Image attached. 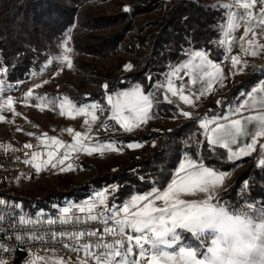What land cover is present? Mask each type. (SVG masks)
<instances>
[{
  "label": "snow or ice",
  "instance_id": "1",
  "mask_svg": "<svg viewBox=\"0 0 264 264\" xmlns=\"http://www.w3.org/2000/svg\"><path fill=\"white\" fill-rule=\"evenodd\" d=\"M235 6H239L242 11H232ZM257 6L258 14L254 15L253 10ZM215 8L221 11V23L225 24L228 33L239 28L240 22L244 23L245 30L240 37L243 51H247L243 49V43L251 44V36H255L257 31L264 32V0H230L224 5H216ZM124 11L129 9L125 7ZM228 33L221 29L217 36L222 53L231 51L230 46L228 49L223 48L224 41L220 38ZM69 38L66 34V39L61 41L65 53L72 51L67 47ZM260 47L264 48V45ZM251 55H258L255 47ZM189 57L182 65L175 67L170 76H179L182 69H200L209 77L208 90L212 88L213 80L223 77V69L208 58L205 52L196 50L190 53ZM59 59L67 61L69 69L73 68V62L67 54ZM230 59L233 69L240 71L239 54L230 56ZM197 60L200 61L199 64L194 63ZM209 67L215 69V75L207 71ZM131 68L132 65L125 66V70ZM191 82L196 81L193 79ZM258 83L259 86H254L250 92L241 93V100L235 106L228 107L226 114L206 117L199 121L198 127L203 130L210 150L217 147L227 149L229 161L257 153L258 138L264 137V82ZM102 87L109 88L107 84ZM185 91L183 83L174 87L172 80L168 79L167 92L173 96L179 95L180 99L188 104L189 96L185 95ZM258 93L261 95H257ZM203 94V91L199 95L193 92L196 99H200ZM32 95L30 90L25 99L31 98ZM163 99L172 103L167 95ZM37 100L52 98L44 96L37 97ZM106 103L107 109L98 102L77 107L64 99L59 104L60 115H65L64 109L67 105L78 115L87 116L90 111L92 122H95L97 112L103 115L106 110H110L109 119L114 120L125 132H131L133 128H138L152 118V110L155 107L154 93L142 89L139 84L114 95L106 94ZM217 103L220 104V101ZM3 104L12 108L13 98L8 96ZM247 111L255 114L245 115ZM180 114L183 117L191 116L189 112ZM2 119L3 116H0V120ZM84 123L88 125L90 122L85 120ZM88 132L91 133L90 128ZM74 136L78 141L76 144H62L59 139L48 138L49 143L41 145L45 151H32L31 159H25L23 163L31 165L37 174L49 168L68 172L75 170L73 163H66L71 159L72 152L83 151L92 155L94 152L103 153L109 149L123 150L117 148L114 141L91 146L84 142L90 139L89 135H84L83 141L79 139L82 133L75 132ZM244 138H250V142H245L234 150L233 146L239 145L240 140ZM127 146L137 148L140 145L130 143ZM23 147L32 149L33 145L25 144ZM59 148L69 151L61 154ZM259 149L261 159L258 164L264 168V143L259 144ZM28 155L29 153H25V156ZM41 156L46 158L37 163L38 157ZM169 177L164 185H154L142 193H131L120 203H117L115 198L109 203L110 193L105 189L97 193L95 199L90 202L70 203L59 209L56 218L45 217L43 211L29 216L21 204H13L0 198V226L6 227L5 222L12 224L13 228L18 224L25 229L38 224L43 226L45 222L48 226H66L57 231H52L50 227L51 234L47 239L53 245L62 246L64 250L74 254L77 260L72 264H264V202L257 204L255 201H248V211L237 210L226 203L219 195L226 187V173L205 166L202 161L187 152ZM112 191L116 192V189L113 188ZM74 209L82 215L76 214ZM3 236L4 234L0 233V239H3ZM27 238L41 242L46 239L38 233L31 235L30 231ZM14 239L23 242L19 235ZM11 251L10 247L0 244V264H9ZM50 251L56 254L58 248L52 247ZM69 261L71 257L67 261L53 260L51 264H69ZM26 264H33L32 259L26 257Z\"/></svg>",
  "mask_w": 264,
  "mask_h": 264
},
{
  "label": "rangeland",
  "instance_id": "2",
  "mask_svg": "<svg viewBox=\"0 0 264 264\" xmlns=\"http://www.w3.org/2000/svg\"><path fill=\"white\" fill-rule=\"evenodd\" d=\"M139 1L141 0H109L87 8L97 14L110 15L121 8L127 7L129 9L132 5L138 4ZM195 1L212 7L230 2V0ZM258 9L259 6L253 10L254 15L258 14ZM232 11L240 12L242 9L239 6H235ZM229 14L224 13V15ZM155 15L156 13L149 14L146 19L150 20L145 23L146 26L143 30L138 31L139 28H135L138 32L130 33V36L136 35L139 39L140 37H145V33L148 32L147 38H150L155 32L151 25ZM141 19H143V16H138L135 19V23H138ZM221 29L228 33L224 23L219 26V31ZM244 30L245 25L240 22L239 28L220 37L224 41L223 48L231 47V51L223 52L220 62L227 60L226 65L232 69V73L230 77L220 78L225 83L216 84L210 90L207 89L209 77L200 69L194 71L182 69L179 76H170V72L175 67L182 65L186 59L190 58L189 54L194 52L192 50H188L185 58L178 64H170L166 71L159 74L145 73L141 79H137L134 75H137L138 71H140V66H136V64L140 63V59L137 56L139 54L138 51L123 49L105 58H98L81 52L76 53L71 44L72 34L78 31L76 26L71 27L66 32L67 37H70L67 41V47L71 48L72 51L65 53L60 43L58 48H56V55L48 59L39 72L30 74L22 82L9 84L5 78V69L0 62V105H2L0 107V116H3V119L0 120V147L22 149L25 144H32L34 151H45V148L41 145L48 144V138L59 139L62 144H76L78 141L74 133L80 132L82 133L79 138L81 141H83L84 135L90 136L89 140L84 141L88 145L97 146L98 144L114 141L117 148L123 149L122 151L109 149L103 153L94 152L92 155H87L83 151L72 152L71 159L66 161V163H73L75 165L74 171L60 172L49 168L42 171L43 176L37 183H31L20 175L7 179L2 177L0 179V193L5 194L4 196L8 198L5 200L13 204L15 202L12 198L25 200L45 199V207H47V204L49 205V212L41 209V202H33L32 208L35 204L36 212L43 211L45 217L52 218H56L59 215V209L68 206L70 203L90 202L95 199L97 193L105 189L110 193L108 196L110 203L114 198L112 189L116 187L115 185L102 186L103 188L100 190H93L86 198L77 202L64 199L61 204L57 205L53 204V200L54 195L78 189V187L92 180L97 175L114 176L133 163H138L141 158H144L146 152L152 151L151 149L156 146L155 143L162 138V133L171 132L180 124L187 122H194V125L193 127H187L188 130L184 129L182 138L186 137L185 141H177V144L181 147L178 152L180 153L179 162L182 161L186 152L203 162L201 152L203 150L204 134L203 130L198 127L199 121L206 117L210 118L214 115L226 114L228 107L235 106L241 100V93L250 92L254 86H259L258 82H264V48L260 47L264 45V32L257 31L255 36H251V44L243 43V49H247V53H245L241 48V43H239ZM66 34L62 40L66 39ZM215 43L221 49L218 39H216ZM253 47H255V50L257 49L256 47L259 48L258 55L255 57L251 55ZM65 54L73 62L72 69L67 67V61L59 59ZM237 54H239L241 59V64L238 66L241 69L240 71H235L231 66L230 56ZM206 56L208 57L207 53ZM194 63L199 64L200 61L197 60ZM126 65H132V68L125 70ZM210 69H207V71L215 75V70ZM254 73H258L260 77L256 78L252 84L244 85L245 80ZM225 75L227 76V74ZM169 78L172 80L174 87H178L181 83L184 84L185 95L189 96L188 104H185L179 95L173 96L170 92H167ZM193 79H195V83L191 82ZM44 81H47V83H44ZM217 81L213 80L212 84ZM104 84H107L109 88L104 89L102 87ZM136 84H139L142 89H147L154 93L155 107L152 110V118L138 128H133L131 132H125L114 120L109 119L111 116L110 110H106L103 115L97 112V120L95 122H92L90 111L87 116L78 115L74 110L69 109L67 105H65L64 109L65 115H60L59 104L64 99H67L77 107L98 102L102 103L107 109L106 94L114 95L116 92L129 90ZM150 84L151 87H149ZM36 85L41 86L36 87ZM30 90L33 93L32 97L25 99ZM201 91L204 92L203 96L200 99H196L193 96V92L199 95ZM165 95L172 103L164 101L163 97ZM8 96L13 98L12 108H8L7 105L3 104V101ZM44 96L51 97L52 100H37V97ZM89 96L91 98L87 100ZM156 101H159V103H156ZM217 101H220V104ZM182 112H189L191 114L190 118L183 117L180 114ZM85 120L90 123L85 125ZM89 128L91 133L88 132ZM69 129H71V132H69ZM29 133L32 135L30 136ZM127 138L135 140L127 142ZM130 143H138L140 146L129 148L127 145ZM261 143H264V137L258 138L257 153L232 160L238 162L244 158H251L249 162L237 164L232 171L226 173V187H224L222 192L228 188L227 184L236 175L249 167L251 162L257 159L258 163L261 159L258 154L260 151L259 144ZM64 151L69 150L59 148L61 154ZM18 203L22 205V208L24 207L21 201ZM246 204L247 202H244L238 210L248 211ZM54 205L56 206L55 209L53 208ZM73 211H76L78 215H82L75 209ZM41 219L43 220L44 217H41ZM63 260L67 261L64 258ZM69 263L72 264V261H69Z\"/></svg>",
  "mask_w": 264,
  "mask_h": 264
},
{
  "label": "trees",
  "instance_id": "3",
  "mask_svg": "<svg viewBox=\"0 0 264 264\" xmlns=\"http://www.w3.org/2000/svg\"><path fill=\"white\" fill-rule=\"evenodd\" d=\"M107 1L0 0V62L5 69L6 81L17 84L30 74L39 72L44 63L56 55V48L73 26L78 28L71 38L76 53L105 58L123 49L138 51L140 63L136 66H140V71L134 75L137 79H141L145 73L159 74L166 71L170 64H178L183 60L188 50L203 51L216 63L222 60V50L215 43L223 19L219 9L195 0H141L127 12L121 8L110 15L97 14L87 8ZM153 13L156 15L151 25L155 32L151 31V37L147 38L148 32L139 39L136 35L130 36L136 31L135 28L143 30L145 23L150 20L146 17ZM138 16H143V19L135 23ZM258 77L260 75L254 73L245 80L244 85L252 84ZM193 125L194 122H187L171 132L162 133L156 146L146 152L138 163H133L117 175H97L78 189L54 195L53 204L59 205L64 199L74 202L83 200L91 191L107 185L116 186L113 197L120 203L131 193H142L154 185H164L179 162L181 147L177 141H185L186 137L182 138V133ZM202 146L203 162L214 170L227 173L237 164L251 160L244 158L231 162L227 158V150L218 147L210 150L205 140ZM227 187L220 197L237 210L244 202H264V168L258 165L256 159L236 175ZM4 195L0 193V198L8 199ZM12 200L15 203L21 201L23 210L29 216L36 213L35 204L32 208L33 202H41V209L50 211L48 204L45 207V199Z\"/></svg>",
  "mask_w": 264,
  "mask_h": 264
},
{
  "label": "built area",
  "instance_id": "4",
  "mask_svg": "<svg viewBox=\"0 0 264 264\" xmlns=\"http://www.w3.org/2000/svg\"><path fill=\"white\" fill-rule=\"evenodd\" d=\"M34 151L33 149H15V148H5L0 147V179L4 177L7 178H13L17 175H20L24 178H26L31 183H37L39 179L42 178L43 172L37 174L34 170V168L31 167V165H25L23 161L25 159H31V152ZM43 153L44 151H38ZM25 153H29L28 156H25ZM17 157L19 160H17ZM45 158L44 156L38 157L37 163H39L40 159ZM6 223V227L0 226V233H3V239H0V244H3L5 247L11 248V255L9 258V263H15L16 261L20 260L21 258L26 259V257L31 258L32 260H35L40 255H48L51 257H61L64 259H67L71 257V261H76L77 257L64 250L62 246L53 245L51 241L47 239V237L50 236L51 232L49 231V228L51 227L52 231L57 230H63L66 226H61L59 224L55 226H48L46 222L41 225L36 226H29L28 229H25L18 224L15 228H13V225L10 223ZM70 227V226H67ZM9 229H12L9 231ZM29 231L31 232V235H37V233L40 236H44L46 239L44 242H41L39 240H30L28 239ZM21 236L22 241H17L14 239L15 236ZM52 247H57L58 251L56 254H53L50 249ZM35 264H43V261L39 260Z\"/></svg>",
  "mask_w": 264,
  "mask_h": 264
},
{
  "label": "crops",
  "instance_id": "5",
  "mask_svg": "<svg viewBox=\"0 0 264 264\" xmlns=\"http://www.w3.org/2000/svg\"><path fill=\"white\" fill-rule=\"evenodd\" d=\"M239 43H241V42H239ZM225 48V47H224ZM257 49H256V51L257 52H259V48L258 47H256ZM225 49H228V48H225ZM228 52V51H227ZM227 52H225V53H227ZM245 53H247V51H244ZM226 61L227 60H225L224 62H219V63H217V65L219 66V67H221L222 69H223V79H224V77H230L231 76V73H232V69L230 68V67H228L227 65H226ZM232 66V65H231ZM209 68H211V67H209ZM208 68V69H209ZM210 70H215L214 68H211ZM225 74H227V76L225 75ZM225 75V76H224ZM222 80H218L217 82H215V84H213V86L215 85L216 86V84L218 85L219 83H225V81H222ZM214 86V87H215ZM259 95V94H258ZM261 95V94H260ZM251 102V101H250ZM250 114H255L254 112H252V111H247V112H245V115H250ZM233 118H238V117H233ZM203 138H204V140L206 141V139H205V136H203ZM245 142H250V138H244V139H241L240 140V143H239V145H237V146H233V149L234 150H236L239 146H243V144L245 143ZM225 150H227V149H225ZM241 158H243V157H241ZM183 160V159H182ZM179 165V164H178ZM178 167V166H177ZM176 167V168H177ZM225 182H226V177H225ZM224 182V183H225ZM224 189V188H223ZM222 192V190L220 191V193ZM219 193V194H220ZM39 260H41V261H43V264H46V261H47V264H51V261H53V260H57V261H62L63 260V258H61V257H58V258H55V257H51V256H48V255H40V256H38L35 260H32L33 261V264H35L36 262H38ZM64 261V260H63ZM9 264H26V259H24V258H21L20 260H18V261H16L15 263H9ZM70 264V263H69Z\"/></svg>",
  "mask_w": 264,
  "mask_h": 264
}]
</instances>
